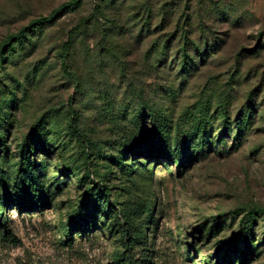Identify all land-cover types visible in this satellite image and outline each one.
I'll return each instance as SVG.
<instances>
[{
  "label": "rangeland",
  "instance_id": "rangeland-1",
  "mask_svg": "<svg viewBox=\"0 0 264 264\" xmlns=\"http://www.w3.org/2000/svg\"><path fill=\"white\" fill-rule=\"evenodd\" d=\"M0 214V264H264V0H0Z\"/></svg>",
  "mask_w": 264,
  "mask_h": 264
},
{
  "label": "trees",
  "instance_id": "trees-1",
  "mask_svg": "<svg viewBox=\"0 0 264 264\" xmlns=\"http://www.w3.org/2000/svg\"><path fill=\"white\" fill-rule=\"evenodd\" d=\"M72 2H75L76 0H71ZM56 14V11L51 12L48 16H45L38 20V22H48L51 21ZM24 29L22 28L20 33ZM185 56H182L181 66L184 69L185 68ZM192 123H190L189 126H187L186 130H182L180 128L175 129V135L171 137L170 130L166 127L165 123H162V119H158V117L152 113L151 114V135L142 138L143 142L146 144V148H144V152L147 155H164L166 158L171 159V155L175 151V156H173L172 159L177 164V167H180V164L184 162L186 159L185 153L188 157L190 156V153L192 154L193 150H199L203 151V149L207 148L208 141L204 138V133L206 126L209 124L208 121V114H204L202 116H195L190 119ZM69 129H72L76 135L80 138L83 137V134L75 127L72 126L69 122L67 124ZM26 143H24L21 147L20 153H21V160H20V166L22 170L29 169L28 162H27V155H24L25 153H29L31 151V138L28 139ZM126 148H131L132 151L142 152V150L138 147L137 149L134 148L135 146L132 144L125 145ZM174 147L173 150L170 149V147ZM192 146L191 152H189V148ZM23 159H26L23 162ZM32 184H28L27 187H25V190H22V194L19 196L17 200H15L14 205L17 207H24L26 208H34L36 207V201L32 199L29 195L32 191L35 190ZM33 187V188H32ZM98 192L96 191L94 193H91L90 197H95L94 201L98 199ZM257 209H252V212H257ZM81 208L78 206L75 209L74 214L71 216V218L67 221V227L64 231V237L65 241L67 243H70L72 239H74V235L78 234L79 236L85 235V233L88 232V224L87 222L83 226H74V216L80 215ZM1 215V214H0ZM1 217V216H0ZM2 224V223H1ZM3 225V224H2ZM4 226V225H3ZM76 227V228H74ZM74 229V232L72 230ZM76 233V234H74ZM245 237V233L244 236ZM139 238V237H138ZM135 239V238H133ZM124 255L122 253H117L113 256V263L114 264H146L147 260L145 258H136L133 259L129 256H126L125 262H122Z\"/></svg>",
  "mask_w": 264,
  "mask_h": 264
}]
</instances>
